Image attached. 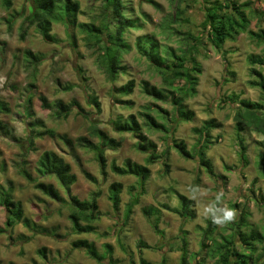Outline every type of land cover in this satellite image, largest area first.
<instances>
[{
    "label": "rangeland",
    "instance_id": "1",
    "mask_svg": "<svg viewBox=\"0 0 264 264\" xmlns=\"http://www.w3.org/2000/svg\"><path fill=\"white\" fill-rule=\"evenodd\" d=\"M74 1L79 4L78 23L106 24L104 35L115 32L116 20L110 18L111 14L104 9L103 0ZM238 2L253 4L254 13L245 12L249 17L247 31L264 30L263 1ZM204 7L202 0H122L123 15L133 23V27L123 34L130 51L121 56L126 74L110 82L99 64L98 47L93 42L88 44L81 29L68 31L61 23H55L50 33L54 42L50 43L45 42L32 26L24 29L25 36L21 40L20 26L30 12V1L12 0L10 9L5 10L0 0V98L10 111L0 113V121L7 128L6 134L0 135V192L1 189L9 190L12 200L20 203L23 218L34 225L27 227L19 221L10 228L6 227L7 213L0 206V229L5 231L0 234V264H139L141 258L150 264H180L179 237L182 232H186L189 264H195L201 258L205 264H215L217 258L210 257L207 250L209 253L216 244L234 234L228 223L223 227L216 226L213 242L202 239L209 219L203 215V210L221 190L224 196L220 206L233 209L232 205L237 204L238 208L233 209L236 217L241 209L249 213L246 232L263 230L264 166L260 160L264 155V135L246 132L240 136L245 145L246 164L243 166L233 121L237 104L226 101L228 97L233 101L239 97L258 102L264 113V96L258 88L249 85L253 78L247 63L249 55L259 58L264 55V43H257L247 32H242L235 40L227 41L220 50L214 49L207 40L203 41ZM11 14L16 16L9 28L6 19ZM148 41L156 45L160 57L171 50L175 55L186 58L187 64L192 57L198 63L200 73H190V76L196 74L198 78L195 94L183 100L185 107L194 113L191 121L175 120L170 103L154 101L141 92L143 81L158 88L165 86L156 67L138 51L137 43L146 49L150 46ZM25 51L42 58L35 72L26 67ZM230 71L234 77L230 76ZM129 80L135 83L132 94L118 95L116 88ZM180 84H184V80ZM65 87H71V90H64ZM90 94L95 95L99 102L98 114L93 107L86 105ZM40 97L49 104L76 101L93 120L98 121L103 131L120 141L119 148L105 152L108 167L111 162L120 166L127 159L138 165L146 164L148 155L136 150L137 139L131 134L115 133L110 126V122L118 117L134 115L142 125L143 136L157 149L156 162L147 166L150 177L144 184L143 194L140 195L134 177L114 175L108 168L103 176L94 155L86 150L77 149L76 159H72L60 137L75 140L86 136L87 122L74 113L66 120H56L53 109L42 108ZM26 105L30 107L31 118L26 115V110L23 111ZM143 114L153 117L169 132H156L144 126ZM207 120H214L219 125L218 129L211 131L212 144L206 153L212 166V176L199 167L196 158L184 159L173 146L182 142L194 155L199 140L196 130ZM36 122L43 126L35 127V131L42 135L34 139V149L25 154V164L22 165L21 154L27 147L28 130ZM44 151H53L70 164L71 173L76 177L71 187L73 196L88 201L93 194L99 193V216L93 223V233L74 232L69 219L71 209L63 188L52 177L40 179L37 176L36 162ZM163 162L168 165L167 172ZM22 169L40 182L52 184L62 201L52 200L35 190L21 175ZM112 183L122 185L118 211L112 209L108 200V188ZM193 186L201 190L196 199L192 198ZM176 193L191 201L193 219L185 221L166 209H161V214L149 219L144 216L143 210L148 207L166 205L170 209L179 208ZM135 197H138L137 204L125 222L126 206ZM155 223L163 232L162 237L154 230ZM78 240L94 244L100 254L104 253V246L109 245L112 262L92 260L85 249L72 246ZM202 241L208 248H201ZM138 243L151 249L140 251ZM43 249L45 258L40 254Z\"/></svg>",
    "mask_w": 264,
    "mask_h": 264
},
{
    "label": "trees",
    "instance_id": "2",
    "mask_svg": "<svg viewBox=\"0 0 264 264\" xmlns=\"http://www.w3.org/2000/svg\"><path fill=\"white\" fill-rule=\"evenodd\" d=\"M12 0H2V6L5 10H9ZM30 12L23 19L20 26V39L23 40L25 36L24 29L35 27L45 42L53 43L54 39L51 36L52 25L55 23H61L66 30H74L76 28L81 29L84 33L85 40L88 44L93 42L100 51L97 56L99 64L104 70L107 79L110 82H115L119 75H125L126 69L121 65V56L130 51V47L125 43L123 34L128 28L133 27V23L129 22L122 12V0H103L104 9L110 13L111 17L116 20V29L113 34L104 35L107 30V25L95 26L94 24H80L77 21V15L79 12V4L74 0H29ZM264 3V0H262ZM150 4L155 5L152 1ZM202 4L205 6V19L201 24L203 28V41L207 40L211 46L220 50L222 46L229 40H235L242 32H247L249 37L255 40L257 43H264V30L259 32L247 31V25L249 17L245 13L246 10L254 13L252 3L244 2L239 3L238 0H202ZM177 12V11H176ZM264 14V13H262ZM16 14H11L6 19V23L11 28V23ZM106 20V19H105ZM202 42V40L200 41ZM199 42V43H200ZM150 46L146 49L141 47L140 43H137L139 53L145 57L150 64L156 67L158 74L162 78V82L165 85L162 88L150 85L148 82H141V92L150 99L163 103H170L172 105L173 117L175 120L191 121L194 117L193 111L187 109L183 104V100L189 98L195 94V88L198 85V78L196 74L200 73L198 63L192 57L187 59L182 56L175 55L171 50L164 52V57H160L155 44L147 42ZM72 45L75 46V41L72 38ZM196 45L193 44V47ZM24 60L26 67L31 71H36L40 65L42 58L33 54L30 51L24 52ZM249 64V72L252 76V80L249 85L253 88H258L264 96V55L262 57H254L249 55L247 58ZM196 73L190 76V73ZM33 73V72H32ZM34 74V73H33ZM231 77H234L232 71L229 72ZM34 79V75H33ZM184 80V84L180 82ZM135 88L133 80H129L124 85L116 88V93L121 96H129L132 94ZM64 90H71V87H65ZM41 106L44 109H53V117L56 120H66L73 113L76 116L82 117L87 122L86 136H81L75 140H70L64 136L60 139L66 145L68 154L72 159H76V150H86L94 155V159L99 165L100 172L103 176L106 175V169L114 175L120 177L131 176L136 178L137 184L140 189V195L143 194L144 184L150 177V170L148 165L156 162L157 156L156 145L149 141L142 134V125L137 121L134 115H129L126 118L118 117L110 122V126L113 132L118 134H131L137 143L135 148L137 151L143 154H147L145 165H138L131 162L129 159L124 160L120 166L115 162H111L109 167L105 152L108 150L114 151L120 147V141L110 137L107 132L100 128L98 121L91 118V114L85 111L79 103L76 101H70L69 103H63L62 101H56L53 104L47 103L44 97L39 98ZM227 103H236L237 107L233 115V121L235 124V130L237 133L239 158L241 164H246L244 156L245 145L244 140L240 136L246 132H255L259 135H264V113L261 111L262 105L258 102H251L236 97L234 101L231 97L227 98ZM28 104V103H27ZM86 105L93 107L96 114L100 112V105L95 95H88L86 98ZM26 110V115L32 117L29 105L23 107V111ZM9 109L6 103L0 98V113H9ZM141 117L144 119V126L156 132L168 133V129L163 124H159L156 120L148 114H143ZM38 122L31 126L28 130V136L26 138L27 147L22 152V165L25 154L34 149V139L40 137L42 133L35 131V127L42 128ZM219 125L214 120H207L203 122L201 128L197 133L199 134V140L195 145V154L191 155L186 146L182 142L175 143L173 146L177 150L178 154L184 159H197L199 167H203L205 172L209 175H213L212 166L206 158L207 150L212 144L211 131L218 129ZM7 128L0 121V135L6 134ZM243 162V163H242ZM261 164L264 166V155L261 156ZM165 172H167L168 165L162 163ZM23 167V166H22ZM35 172L40 179L46 177H52L58 182L59 186L63 188L66 196L68 197V206L71 209L69 213V219L73 225L74 232L76 234H91L95 228L93 223L98 219V207L97 198L99 193L92 195L90 200L81 201L71 193V187L76 182V177L71 173V166L67 163L64 157L58 155L53 151H44L40 154L37 162ZM21 175L27 182L33 185L35 190L40 191L44 196L56 200L62 201L58 192L54 189L52 184H46L40 182L37 178H33L28 171L22 169ZM198 182V178L196 179ZM196 184V183H195ZM196 186H193V189ZM122 185L120 183H112L108 188V200L111 203V207L114 211L119 210L121 204ZM179 208L170 209L166 205L159 207H148L143 210V214L146 218H151L161 214V209L169 210L175 213L183 220H190L194 218L192 210V203L185 196L176 193ZM138 197L132 199V201L126 206L124 213V221L127 222L132 213L133 207L137 204ZM0 206L7 213L4 225L8 228L12 227L15 223L21 221L27 227H34L30 222L23 218V212L20 203L14 202L9 190L1 189L0 192ZM233 209L238 208L237 204L232 205ZM249 213L241 209L240 215L229 225L232 226L234 234L228 238H224L222 243L216 244L214 248L207 254L212 258H217L215 264H264V228L262 231H249L245 229L248 226L247 218ZM154 230L160 237L163 236V232L157 229L156 223L154 224ZM216 231V225H214L210 219L207 221V227L203 233V240L206 242H213V235ZM5 231L0 229V234ZM186 232H182L180 241V264L188 263V243L185 238ZM202 241L201 248H208L207 243ZM74 248L85 249L88 257L97 263H102L105 260L109 262L111 260L112 248L109 245L104 246V253L100 254L95 248L94 244L88 243L85 240H78L73 242ZM138 249H151V247L138 243ZM238 249V250H237ZM40 254L43 258L44 249ZM263 260V261H262ZM139 264H150V262L141 258ZM195 264H205L204 258L199 259Z\"/></svg>",
    "mask_w": 264,
    "mask_h": 264
},
{
    "label": "clouds",
    "instance_id": "3",
    "mask_svg": "<svg viewBox=\"0 0 264 264\" xmlns=\"http://www.w3.org/2000/svg\"><path fill=\"white\" fill-rule=\"evenodd\" d=\"M199 189H192L193 195L192 198H197V193L200 192ZM224 196L223 191L221 190L215 196L213 202L209 203L203 210V215L211 220V222L216 225L223 227L229 222H232L236 218V212L233 209H230L222 205V198Z\"/></svg>",
    "mask_w": 264,
    "mask_h": 264
}]
</instances>
